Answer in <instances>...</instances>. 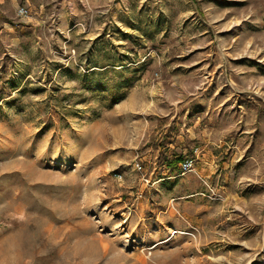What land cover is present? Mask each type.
<instances>
[{
    "label": "rangeland",
    "instance_id": "1",
    "mask_svg": "<svg viewBox=\"0 0 264 264\" xmlns=\"http://www.w3.org/2000/svg\"><path fill=\"white\" fill-rule=\"evenodd\" d=\"M0 264H264V0H0Z\"/></svg>",
    "mask_w": 264,
    "mask_h": 264
},
{
    "label": "built area",
    "instance_id": "2",
    "mask_svg": "<svg viewBox=\"0 0 264 264\" xmlns=\"http://www.w3.org/2000/svg\"><path fill=\"white\" fill-rule=\"evenodd\" d=\"M193 165H194V161L191 159H185L180 163V167L183 170H190L193 167Z\"/></svg>",
    "mask_w": 264,
    "mask_h": 264
},
{
    "label": "trees",
    "instance_id": "3",
    "mask_svg": "<svg viewBox=\"0 0 264 264\" xmlns=\"http://www.w3.org/2000/svg\"><path fill=\"white\" fill-rule=\"evenodd\" d=\"M180 158L179 159H175V160H173L172 162H171V165H176L177 164V162H180Z\"/></svg>",
    "mask_w": 264,
    "mask_h": 264
}]
</instances>
